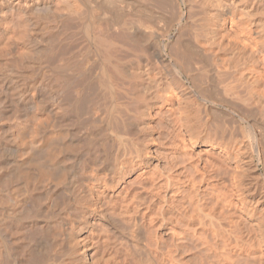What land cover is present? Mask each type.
I'll return each mask as SVG.
<instances>
[{
	"label": "bare ground",
	"instance_id": "obj_1",
	"mask_svg": "<svg viewBox=\"0 0 264 264\" xmlns=\"http://www.w3.org/2000/svg\"><path fill=\"white\" fill-rule=\"evenodd\" d=\"M0 264H264V0H0Z\"/></svg>",
	"mask_w": 264,
	"mask_h": 264
}]
</instances>
